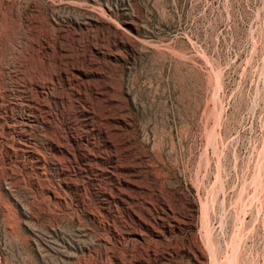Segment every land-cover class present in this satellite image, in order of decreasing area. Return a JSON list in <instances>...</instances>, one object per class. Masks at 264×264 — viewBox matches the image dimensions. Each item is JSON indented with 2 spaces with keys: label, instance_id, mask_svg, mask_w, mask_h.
Here are the masks:
<instances>
[{
  "label": "rangeland",
  "instance_id": "374dc122",
  "mask_svg": "<svg viewBox=\"0 0 264 264\" xmlns=\"http://www.w3.org/2000/svg\"><path fill=\"white\" fill-rule=\"evenodd\" d=\"M0 264H264V0H0Z\"/></svg>",
  "mask_w": 264,
  "mask_h": 264
}]
</instances>
